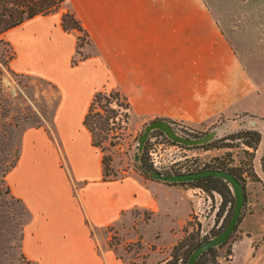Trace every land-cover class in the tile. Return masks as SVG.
I'll return each mask as SVG.
<instances>
[{"label": "crops", "instance_id": "obj_1", "mask_svg": "<svg viewBox=\"0 0 264 264\" xmlns=\"http://www.w3.org/2000/svg\"><path fill=\"white\" fill-rule=\"evenodd\" d=\"M65 12L87 33L76 65L80 32L63 30ZM2 36L15 53L11 70L58 93L51 126L22 131L5 176L27 210L22 252L37 264H130L109 246L107 229L133 209L156 214L160 192L175 187L134 173L103 180V154L83 125L96 91L118 90L139 121L264 113V93L207 0H65Z\"/></svg>", "mask_w": 264, "mask_h": 264}, {"label": "rangeland", "instance_id": "obj_2", "mask_svg": "<svg viewBox=\"0 0 264 264\" xmlns=\"http://www.w3.org/2000/svg\"><path fill=\"white\" fill-rule=\"evenodd\" d=\"M207 1L249 74L259 85V91L264 93V0ZM80 52L87 54L82 47ZM9 54L8 47L0 41V202L5 203L9 212H17L20 205L6 194L5 171L26 127L51 126L58 93L43 80L13 72L8 63ZM129 117L123 122L122 115H118L110 122L109 130L103 132L106 138L101 139L100 150L108 157L107 173L114 180L133 173L151 179L139 171L134 158L137 137L151 120ZM171 121L184 125L188 130L182 132L188 138L200 137L216 126H222L223 130L208 146L207 143L184 146L172 142L162 132L152 131L145 143L146 150L144 148L142 152L151 170L180 174L215 166L233 167L245 186L244 205L235 230L224 245L216 246L206 256V263L202 264H245L247 261L264 264V113L237 112L227 118L218 117L196 124ZM243 130H255L260 134L256 149L245 146L243 140L231 138ZM174 185V188L160 192V210L156 214L133 209L130 218L107 229L108 244L123 261L130 264H186L197 243L211 238L227 224L233 203L228 202L221 212L222 199L217 192H207L189 184ZM27 218V212H24L23 220ZM181 240L183 245L173 249ZM235 245L238 248L234 257ZM0 264L37 263L28 260L19 241L14 240L0 252Z\"/></svg>", "mask_w": 264, "mask_h": 264}, {"label": "trees", "instance_id": "obj_3", "mask_svg": "<svg viewBox=\"0 0 264 264\" xmlns=\"http://www.w3.org/2000/svg\"><path fill=\"white\" fill-rule=\"evenodd\" d=\"M64 1L65 0H0V41H2L5 46H7L10 50L8 63H10L15 57V53L10 43L4 38H2V35L6 31L22 24L24 21L31 19L35 16L48 15L56 12ZM61 26L65 31L76 30L80 32V34L77 36L75 55L71 60V64L76 65L79 61L86 58V55H82V53L80 52V48L88 44L87 33L83 30L80 22L73 16L72 13L69 12H65L62 14ZM77 55L79 56L76 57ZM129 108L130 105L126 97L118 90L110 89L106 91L102 89L96 91L93 94L91 101L88 105L87 112L83 118V125L91 133L92 144L94 146L100 149L101 139L106 138V134L104 135L103 132L109 130L108 126L110 122L116 119L118 115H122L123 122L127 121L129 117ZM168 121L170 122V124H172L171 120ZM154 131L160 132L159 130ZM231 138L233 140H243V144L251 149H256V146L260 142V134L255 130L238 131L235 134L231 135ZM213 143L214 141H210L205 145L208 146L212 145ZM144 148L146 150V146ZM18 156L19 146H17L14 150L13 159L11 160L10 165L5 171L6 174L12 167L15 166L18 160ZM140 160L143 165H145L149 169H152V167L147 163L144 154L140 156ZM107 161L108 157L103 155V180H114L111 179L107 173ZM204 170L228 171L243 185V188L245 189L244 182L241 180L240 174H238L236 172V169L233 167L215 166ZM143 175L149 177L146 174ZM171 184H189L201 187L207 192H217L222 199L220 208L221 212L228 202L234 204V196L229 184L219 177L206 176L190 182ZM6 194L12 201L19 204L20 208L17 212H9L5 203L0 202V252H2L3 249L8 248L9 244L14 240L19 241V244L22 247L23 227L25 224V221L23 220V214L24 212H27L23 202L19 198H16L11 194L8 185H6ZM183 242L184 241L182 240L178 242L173 249H179L183 245ZM225 242L219 246L224 245ZM199 244L200 242L197 243L195 247ZM214 249L215 247L204 251L198 257L196 264H202L203 262L206 263V256H209V254H211Z\"/></svg>", "mask_w": 264, "mask_h": 264}, {"label": "water", "instance_id": "obj_4", "mask_svg": "<svg viewBox=\"0 0 264 264\" xmlns=\"http://www.w3.org/2000/svg\"><path fill=\"white\" fill-rule=\"evenodd\" d=\"M154 130H159L172 142L181 144L184 146H199L213 140L218 134L223 130L222 126H216L204 133L200 137L188 138L179 135L175 129L171 126L167 119H154L146 123L143 130L137 137V149L134 156L139 165V171L143 174L148 175L153 180H158L167 184L171 183H185L194 181L201 177L215 176L222 178L226 181L234 196V206L229 218V221L225 227L215 236L203 241L196 248H194L188 256L186 264H196L198 257L206 250L219 246L224 243L231 233L234 231L236 225L238 224L241 211L244 205L245 192L243 185L228 171L225 170H204L198 172L180 173V174H162L153 171L142 164L140 156L143 152L145 143Z\"/></svg>", "mask_w": 264, "mask_h": 264}, {"label": "built area", "instance_id": "obj_5", "mask_svg": "<svg viewBox=\"0 0 264 264\" xmlns=\"http://www.w3.org/2000/svg\"><path fill=\"white\" fill-rule=\"evenodd\" d=\"M171 126L175 129V131H176L179 135L187 137V136L184 135L183 132H182V131H186V130H188L184 125H182L181 123L176 122V123H172Z\"/></svg>", "mask_w": 264, "mask_h": 264}, {"label": "flooded vegetation", "instance_id": "obj_6", "mask_svg": "<svg viewBox=\"0 0 264 264\" xmlns=\"http://www.w3.org/2000/svg\"><path fill=\"white\" fill-rule=\"evenodd\" d=\"M221 203H222V202H221ZM224 227H225V226H224ZM224 227H223V228H224ZM223 228H222V229H223ZM222 229H220L217 233L213 234L211 237L217 235ZM231 234H232V233H231ZM229 237H230V236H229ZM228 239H229V238H228ZM206 240H207V239H206Z\"/></svg>", "mask_w": 264, "mask_h": 264}]
</instances>
